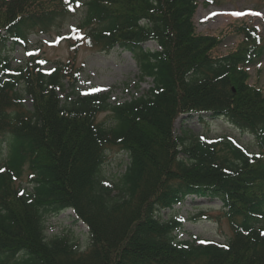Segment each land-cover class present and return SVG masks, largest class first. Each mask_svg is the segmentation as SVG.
I'll return each mask as SVG.
<instances>
[{"label":"trees","instance_id":"1","mask_svg":"<svg viewBox=\"0 0 264 264\" xmlns=\"http://www.w3.org/2000/svg\"><path fill=\"white\" fill-rule=\"evenodd\" d=\"M198 4L0 0V264H264V92L246 69L264 55V39L242 25L237 47L212 55L220 39L196 32ZM81 8L64 65L44 71L37 51L11 65L9 49L26 48L29 35L47 34ZM83 45L130 52L151 86L117 103L108 93L61 99ZM101 113L110 121H98ZM181 115L223 119L253 136L256 150L227 136H176ZM112 149L128 164L108 179ZM187 198L221 203L231 230L225 243L177 238L182 221L160 215ZM67 209L88 226L84 250L68 235L45 233L46 217Z\"/></svg>","mask_w":264,"mask_h":264},{"label":"rangeland","instance_id":"2","mask_svg":"<svg viewBox=\"0 0 264 264\" xmlns=\"http://www.w3.org/2000/svg\"><path fill=\"white\" fill-rule=\"evenodd\" d=\"M197 1L199 4L193 18L196 32L220 39L219 45L211 52L212 55H224L234 50L242 41V35L239 34L242 25L258 28L260 36L264 39V0ZM83 11L81 8L73 17H60L59 21L48 29L47 34L29 35V45L26 48L14 46L9 49L12 66L23 65L33 50H37L46 60L45 69L48 71L55 66L64 65L70 55L67 34L69 29L80 21ZM144 46L150 50L158 49L154 42H147ZM246 69L249 73V83L264 92V55ZM73 70V77L64 78V90L59 92L61 99H65L72 91L80 95L108 93L109 101L117 103L140 96L152 84L151 79L140 81L138 65L129 52L121 49L106 52L83 45L77 52ZM73 84L75 85L72 86ZM23 102L31 109L30 98L25 97ZM109 115L101 113L98 121L109 122ZM205 118L201 121L197 115L190 118L180 116L174 122L175 135L179 136L181 131L190 130L204 138L227 136L249 151L256 150L253 136L237 130L223 119ZM127 164L128 156L124 152L119 149L110 150L104 165L105 177H117L125 171ZM26 179L27 173L22 181ZM160 216L163 219L175 217L182 221V228L177 233L179 240L193 239L196 243L222 244L231 237L230 227L218 200L187 198L172 210L162 211ZM45 233L48 237L68 235L75 239L83 250L90 244L88 226L82 221H77L71 209L48 215L45 219Z\"/></svg>","mask_w":264,"mask_h":264},{"label":"snow or ice","instance_id":"3","mask_svg":"<svg viewBox=\"0 0 264 264\" xmlns=\"http://www.w3.org/2000/svg\"><path fill=\"white\" fill-rule=\"evenodd\" d=\"M235 15H240V14H235Z\"/></svg>","mask_w":264,"mask_h":264}]
</instances>
